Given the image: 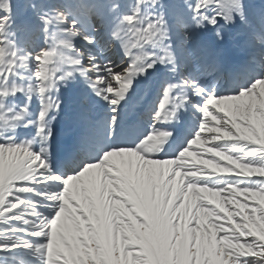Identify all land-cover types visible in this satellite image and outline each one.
I'll use <instances>...</instances> for the list:
<instances>
[{
  "label": "snow or ice",
  "instance_id": "6c2138e0",
  "mask_svg": "<svg viewBox=\"0 0 264 264\" xmlns=\"http://www.w3.org/2000/svg\"><path fill=\"white\" fill-rule=\"evenodd\" d=\"M183 2L135 0L128 12L119 0H76L52 11L33 5L38 23L18 25L36 37L27 47L9 36L10 0L0 3V264L26 252L38 264H264V63L247 87L222 94L191 74L166 79L153 126L133 145L101 142L98 155L66 173L54 164L61 85L83 78L109 110L112 141L138 79L160 71L157 65L181 71L174 29L186 46L210 25L212 37L201 43L218 61L231 47L225 26L237 17L248 23L244 0ZM106 14L115 19L109 46H119V63L75 44L79 37L92 45L87 26L99 31ZM17 94L26 99L19 109L9 104ZM33 96L40 102L35 120L28 118ZM69 103L87 124L90 95L73 93ZM189 106L198 126L181 144V113ZM29 127L35 135L18 139L17 129ZM66 134L73 136V125ZM198 144L202 150L190 152ZM14 264L32 261L17 255Z\"/></svg>",
  "mask_w": 264,
  "mask_h": 264
},
{
  "label": "bare ground",
  "instance_id": "6f19581e",
  "mask_svg": "<svg viewBox=\"0 0 264 264\" xmlns=\"http://www.w3.org/2000/svg\"><path fill=\"white\" fill-rule=\"evenodd\" d=\"M249 10H247V17L250 19L251 23L248 21L247 24H251L253 26L252 29L247 27V24L240 21L239 17L236 21V29L232 28L231 25H226L225 29L228 33L231 47L227 56L220 57L217 61V58L213 57L207 49H205L204 45L201 43L202 39H210L213 35L211 34L207 37L202 36L203 34L200 30L197 32L200 34L198 37L196 36V56L191 65V71L186 73V75L193 74V65L199 66V69H204L206 64H212L214 61L220 65L221 60L222 63L225 62L226 66H232L234 63L236 64L232 68L231 78L234 73L237 74L236 70L243 69V72L246 74L245 80H250L245 86L247 87L252 80L261 75L260 64L264 63V19H262V14H264V0H257L256 2L249 1ZM248 8V7H247ZM248 19V20H249ZM115 22L113 15H105L104 21V33L109 39V29ZM223 24V22H221ZM251 26V27H252ZM175 35L176 29L173 30V47L176 52L177 62L180 63L178 48L175 44ZM252 40V41H251ZM255 41H260L257 43L258 45H253ZM113 50L120 54L122 57V52L117 44H113ZM195 47V46H194ZM97 51L96 49H93ZM95 53V52H94ZM99 59V58H98ZM120 56H112L114 62L119 63ZM101 60V58L99 59ZM103 61V60H101ZM212 66V65H210ZM226 67V68H229ZM195 68V67H194ZM206 73L196 74L194 79H198L202 84L206 87H211L215 85L218 93H226L231 91H238L241 87H245L239 84L238 80L233 81L231 86L227 84L225 78L222 77V74L219 73L218 70L208 71ZM151 75H154V72H149V74L145 77H140L135 86V91L131 94L128 102L122 106L119 113V121L116 129L115 137L112 141H108V118L109 111L107 106L104 104L102 100L94 95H91V89L88 88L87 84L84 82L83 78L77 75L72 81H70L67 86L68 88L64 90V101L62 103V110L64 111V116L61 119L60 126L62 128L61 134H66V128L71 124L74 127V134L80 136L81 141L77 143L78 149L85 153L84 159H90L93 156L98 155L96 148L101 142L108 144L111 143L113 145H133L139 138L146 135L150 128L153 126V120L147 117V114H143V110L148 107L151 109L150 113H153L156 110L155 104L152 105V102L155 98L160 97L162 92V83L164 80H168L170 82H177L180 79L182 74L177 73L173 75L172 73H168L164 66L161 68L158 76L155 79V84H151ZM238 77V76H237ZM215 82H219L218 85ZM215 83V84H213ZM235 83L238 86H235ZM86 87L88 94L90 95V99L92 101L90 107L91 118L87 124L82 122L79 117V109L74 107L69 101L71 100L73 93H79V89L81 87ZM161 86V87H160ZM161 88V89H160ZM159 100V98H158ZM194 102H200V98L193 97ZM105 108L107 110L105 111ZM106 112V114H105ZM108 114V115H107ZM140 114H143L141 117ZM152 116V115H151ZM131 119L135 120L134 125L131 124ZM199 113L196 112L194 108L191 106L188 107L187 111L181 113L180 119V131L182 133L180 142L181 144L185 143L188 139L192 137L197 126H198ZM155 128L157 129H169L175 130L176 124H167V123H156ZM53 129V142L54 145L58 146H66L68 144V148H72L71 137L67 135V141H64L62 144L56 139L58 133L54 131V121L52 122ZM18 137L29 138L31 136L30 131H18ZM207 129L205 130V136L207 135ZM73 138V137H72ZM203 139V137H202ZM207 146V145H206ZM205 146V147H206ZM176 149H173L175 151ZM202 150L201 145H194L193 149H190V152ZM211 154L205 155L203 157H186V159L194 160V159H208ZM55 159V158H54ZM65 160H68V157L65 156ZM96 171V170H93ZM28 253V252H26ZM30 254V253H29ZM26 254V255H29Z\"/></svg>",
  "mask_w": 264,
  "mask_h": 264
},
{
  "label": "rangeland",
  "instance_id": "374dc122",
  "mask_svg": "<svg viewBox=\"0 0 264 264\" xmlns=\"http://www.w3.org/2000/svg\"><path fill=\"white\" fill-rule=\"evenodd\" d=\"M131 1L132 0H119V3L121 5V9L123 12H128L131 10L132 5H134L133 2H131ZM252 1L256 2L257 0H252ZM4 2H5V0H0V3H4ZM10 2H11L12 11L10 14L11 19L9 22V29H8L9 36L12 37L13 34H15L14 38L17 40L18 44L21 47H27L30 42L36 40L35 35L33 33H22L18 30V27H14V26H17L18 21H19V25H21L23 23V17H22L23 9H22V7L24 6L25 0H10ZM43 2H44V4L46 3L43 7V10L44 11H52L55 9L63 10L66 5H68L70 3H75L76 0H43ZM89 2H92V0H89ZM105 2H106V0H105ZM175 2L179 3L181 5V7H184L183 0H175ZM190 2H194V0H190ZM244 3L248 7V2L246 0H244ZM247 9H249V8H247ZM0 13H3V9H0ZM185 14L190 15V13L187 12L186 8H185ZM72 18H73L72 16H69V20H71ZM237 18H236V20H237ZM247 19H249V18L247 17ZM25 21H26V19H24V22ZM248 21L251 23L250 19ZM250 23L247 24V27L249 29H252L253 26ZM104 27L105 26L103 24V26L99 28V31H93L91 26H87L88 34L95 38L94 43L92 45H89L86 41H83L81 38L77 37L75 40L76 47L80 48L83 51H87L92 55L97 56L99 59L101 58V60L112 59V54H113V57H115V56L119 57L120 56V59H119V61H120L122 59L121 55L120 54L118 55V53H116L115 51L110 49V47L113 46V44L111 46H109V39H107V36L105 35L104 31H102V30H104ZM204 30L210 31L211 26L210 25L206 26V28ZM176 32H177V37H178V30H176ZM105 37H106V41H105ZM36 42L42 43V37L39 41H36ZM177 44L179 46H181V49L185 53H187L189 56L192 55L193 53H195V47H194L195 45H194L193 39H192V41H190V43L188 45L184 46V45L180 44L179 37H178ZM93 49H96L97 51H95ZM114 53H116V54H114ZM195 56H194V58H195ZM157 67H160V65H157ZM69 81H71V80H69ZM68 82H67V84H68ZM215 83H217V85H218L219 82H215ZM215 83H213V84H215ZM67 84L61 85L59 93H56V95L60 99V102L62 100L61 96H62V94H64L63 90H64V88H66ZM162 89H163V87H162ZM85 92L86 91L82 90L81 93H85ZM18 97H20V98H18ZM158 98H160V97H158ZM24 99H25L24 95L10 97L9 98V104H10V106H13V107L19 109L20 107L25 105ZM13 100H15L16 102L13 103ZM32 101H34V103L36 104L37 111H32L30 106L28 105L29 110H30V116H31V118L30 117H28V118L35 120L37 118V113L40 111V102L36 96H33ZM150 118H152V116H150ZM30 128L35 129V127H30ZM19 131H21V130H19ZM23 131H30V129H28V130L24 129ZM31 134H32V130H31ZM24 138H26V137H23L20 139H24ZM21 254H23V256H27V257H32V258L34 257V255L31 252L21 253ZM26 254H29V255H26ZM17 255H18L17 253L10 254V256L8 257V264H14V260H15V257ZM33 262H35V261H32V264H33Z\"/></svg>",
  "mask_w": 264,
  "mask_h": 264
},
{
  "label": "trees",
  "instance_id": "16d2710c",
  "mask_svg": "<svg viewBox=\"0 0 264 264\" xmlns=\"http://www.w3.org/2000/svg\"><path fill=\"white\" fill-rule=\"evenodd\" d=\"M33 5H37V6H44V2L43 0H25V3H24V9L28 12L31 11V13L33 12V8L32 6Z\"/></svg>",
  "mask_w": 264,
  "mask_h": 264
}]
</instances>
